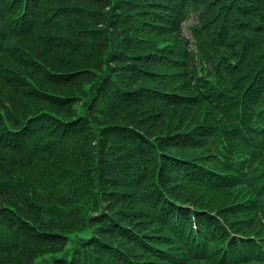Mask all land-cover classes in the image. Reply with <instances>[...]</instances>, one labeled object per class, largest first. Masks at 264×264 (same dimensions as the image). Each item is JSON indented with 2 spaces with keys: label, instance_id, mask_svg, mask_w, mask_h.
<instances>
[{
  "label": "trees",
  "instance_id": "trees-1",
  "mask_svg": "<svg viewBox=\"0 0 264 264\" xmlns=\"http://www.w3.org/2000/svg\"><path fill=\"white\" fill-rule=\"evenodd\" d=\"M40 244L264 264V0H0V264Z\"/></svg>",
  "mask_w": 264,
  "mask_h": 264
},
{
  "label": "rangeland",
  "instance_id": "rangeland-1",
  "mask_svg": "<svg viewBox=\"0 0 264 264\" xmlns=\"http://www.w3.org/2000/svg\"><path fill=\"white\" fill-rule=\"evenodd\" d=\"M80 235H82V234H80ZM77 236H79V235H72V236H70L69 237V242L66 244V246H65V249L67 248V249H71L75 244V239L77 238ZM46 245H42V244H40V245H37L35 248L37 249V251L38 252H40L41 254H42V256H39V257H37L35 260H33L30 264H46V262H47V249H46V247H45Z\"/></svg>",
  "mask_w": 264,
  "mask_h": 264
}]
</instances>
